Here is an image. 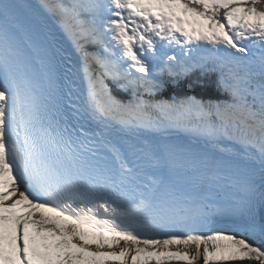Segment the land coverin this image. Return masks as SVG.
<instances>
[{"label":"snow or ice","instance_id":"snow-or-ice-1","mask_svg":"<svg viewBox=\"0 0 264 264\" xmlns=\"http://www.w3.org/2000/svg\"><path fill=\"white\" fill-rule=\"evenodd\" d=\"M200 261L264 264V0H0V264Z\"/></svg>","mask_w":264,"mask_h":264},{"label":"trees","instance_id":"trees-1","mask_svg":"<svg viewBox=\"0 0 264 264\" xmlns=\"http://www.w3.org/2000/svg\"><path fill=\"white\" fill-rule=\"evenodd\" d=\"M158 95L165 100L185 96H194L205 101L226 98L217 89L214 74L202 77L199 72L182 78L175 83L165 76L163 87ZM173 264H177V262H173ZM198 264H202V262H198Z\"/></svg>","mask_w":264,"mask_h":264},{"label":"bare ground","instance_id":"bare-ground-1","mask_svg":"<svg viewBox=\"0 0 264 264\" xmlns=\"http://www.w3.org/2000/svg\"><path fill=\"white\" fill-rule=\"evenodd\" d=\"M175 135H183V134H175ZM183 136H184V135H183ZM185 137H187V136H185ZM187 138L192 139L191 137H187Z\"/></svg>","mask_w":264,"mask_h":264},{"label":"rangeland","instance_id":"rangeland-1","mask_svg":"<svg viewBox=\"0 0 264 264\" xmlns=\"http://www.w3.org/2000/svg\"><path fill=\"white\" fill-rule=\"evenodd\" d=\"M200 262H202V261H200Z\"/></svg>","mask_w":264,"mask_h":264}]
</instances>
